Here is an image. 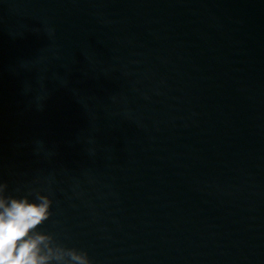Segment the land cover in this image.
<instances>
[{
    "label": "water",
    "instance_id": "1",
    "mask_svg": "<svg viewBox=\"0 0 264 264\" xmlns=\"http://www.w3.org/2000/svg\"><path fill=\"white\" fill-rule=\"evenodd\" d=\"M0 182L93 264H264V0H0Z\"/></svg>",
    "mask_w": 264,
    "mask_h": 264
},
{
    "label": "clouds",
    "instance_id": "2",
    "mask_svg": "<svg viewBox=\"0 0 264 264\" xmlns=\"http://www.w3.org/2000/svg\"><path fill=\"white\" fill-rule=\"evenodd\" d=\"M7 189L0 182V264H93L86 250L40 230L52 215L51 195L38 189L16 195Z\"/></svg>",
    "mask_w": 264,
    "mask_h": 264
}]
</instances>
